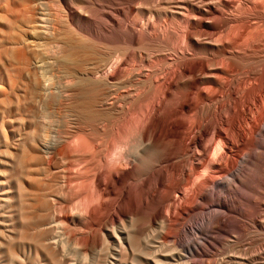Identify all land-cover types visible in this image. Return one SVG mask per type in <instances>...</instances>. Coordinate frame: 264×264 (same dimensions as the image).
<instances>
[{
	"label": "bare ground",
	"instance_id": "obj_1",
	"mask_svg": "<svg viewBox=\"0 0 264 264\" xmlns=\"http://www.w3.org/2000/svg\"><path fill=\"white\" fill-rule=\"evenodd\" d=\"M262 96L264 0H0V264H198L235 216L264 230Z\"/></svg>",
	"mask_w": 264,
	"mask_h": 264
},
{
	"label": "rangeland",
	"instance_id": "obj_2",
	"mask_svg": "<svg viewBox=\"0 0 264 264\" xmlns=\"http://www.w3.org/2000/svg\"><path fill=\"white\" fill-rule=\"evenodd\" d=\"M241 89L242 88H240L239 91H241ZM262 98L264 99V96H262ZM242 110L244 112V115L246 116L247 121L252 120V118L254 117V113H255L254 105H250V106L243 105ZM225 117L228 120V123H230L231 115L225 114ZM247 121H246V123H241V124L237 125V127H239L238 131H239V136L240 137L237 140L236 146L235 147H231L232 150H231L230 147L226 149V152L224 153V157L226 156L225 155L226 153L228 155V156H226L227 159L225 157L226 161L224 159V162L220 163V166H219V162L217 163V166L220 169H222V171H223V174H222L223 176H228L229 174L234 173L237 169L239 170L240 168H243L241 166L245 165V163H243V162H245V159H246L245 154L246 153H244V152H246L248 150H247V148H244V149L241 148V144H240L239 140L241 139L242 134L245 133L246 129L248 128ZM212 128L213 127L211 126V128L209 130V132H210L209 135L207 137H204L203 140H202V144L204 146L208 147V145H209V147H211L210 146L211 142L209 144L208 141L210 140V136H211V134L213 132ZM221 129L224 132H226V133L229 132V128L227 126H222ZM192 132L193 133L190 134V137H197V132L196 131H192ZM189 142L190 141H187L186 143L188 144ZM189 145H190L189 146L190 153H191L192 157L194 156L193 159L196 160L195 162H197L198 161V156L200 155V153H198L195 150V148L193 147V145L191 143H189ZM218 153H219V151L218 152L215 151V153H214V151L209 150L208 153H207V156L209 155V157H207V158H209V159H217L219 157ZM197 154H198V156H197ZM232 160L236 161V166L233 167V168H231V161ZM242 160H244V161H242ZM201 173H202V171H201ZM191 187H192V183H190L188 186L183 187L181 189V191L179 192V194H176L174 196V198L170 201L171 210H170L169 214L171 216H174L177 213V208L183 203L184 198L186 197V193L189 191V189ZM201 215L204 216V218H208V213L204 209H202V214ZM235 217L237 218V219L235 218V221H238L239 223L244 225L245 228L247 229V233L245 234V236L242 237V238H237L234 233H229L228 236H224L223 238L222 237H218V239H217L218 240V244L214 245L212 248H208L207 251H206V256H203V257H200V258L196 259V262L198 264H206L208 258H212L211 259L212 263L216 262V264H224L225 262H226V264H229L230 262L232 264H234V261H238L239 263L243 262V264L244 263L245 264H264V230L261 228V225L257 224L255 226V224H253L252 222L250 223V221H246V220L243 221L244 219H241V218H239L237 216H235ZM227 237L230 240H228ZM235 237H236V239H235ZM229 253L232 254V255L236 254V253L237 254L235 256L233 255L234 257H232V255H230ZM239 253H241L240 254L241 257L239 256ZM243 256L246 257L245 260H244ZM93 258H96V256L94 254H92V253L77 254V255L73 256V259L76 262H78L79 264H91L94 261ZM237 258H242V259L238 260ZM205 259H207V260H205ZM232 260H233V262H232ZM187 261H188V263H190V260H187ZM187 261L183 262L181 264H186ZM227 261H228V263H227ZM190 264H192V263H190ZM213 264H215V263H213Z\"/></svg>",
	"mask_w": 264,
	"mask_h": 264
}]
</instances>
